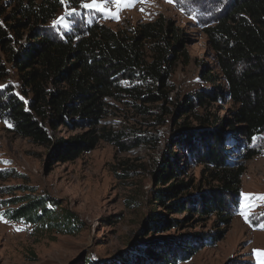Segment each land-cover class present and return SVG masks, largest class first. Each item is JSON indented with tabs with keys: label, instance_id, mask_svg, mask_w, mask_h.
Listing matches in <instances>:
<instances>
[{
	"label": "trees",
	"instance_id": "1",
	"mask_svg": "<svg viewBox=\"0 0 264 264\" xmlns=\"http://www.w3.org/2000/svg\"><path fill=\"white\" fill-rule=\"evenodd\" d=\"M81 1L66 0L70 6ZM63 4L0 0V79L8 63L18 71L24 88V98L0 90V119L7 120L15 134L44 146L49 165L73 161L99 141L121 152L137 146L138 139L99 126L105 100L130 96L141 102L137 108L144 109L145 102L164 101L174 65L189 60L190 35L161 14L132 28L113 30L94 21L58 34L48 24ZM203 32L217 72L202 67L200 76L211 88L177 104L179 117L196 112L195 124L179 122L173 143L196 158L206 180L194 188L180 178L184 167L176 153L168 152L153 173L154 204L161 211L154 214L147 231H177L210 217L214 230L160 235L139 253L121 252L112 261L89 259L81 264H175L225 235L240 197L245 161L264 154V144L255 143L264 133V0H222ZM222 96L235 105L227 117L196 111ZM60 126L81 131L54 138L49 130ZM4 176L0 171V178ZM10 203L15 207L4 209L3 215L29 223L35 234H76L86 227L76 212L45 195L16 197Z\"/></svg>",
	"mask_w": 264,
	"mask_h": 264
},
{
	"label": "rangeland",
	"instance_id": "2",
	"mask_svg": "<svg viewBox=\"0 0 264 264\" xmlns=\"http://www.w3.org/2000/svg\"><path fill=\"white\" fill-rule=\"evenodd\" d=\"M1 1L4 4L11 2ZM81 3L70 6L65 0L49 22V29L64 34L97 21L113 30H121L161 14L190 35L187 46L189 60L178 61L174 65L167 85V99L145 102L142 105L146 111L137 108L141 102L130 96L105 100L106 112L99 126L122 131L127 139H138L139 144L128 151L121 152L111 143L99 141L94 149L73 161L49 165L44 146L15 134L12 126H8L10 123L0 119V171L6 175L0 178V205H4L0 206V215L3 216L0 219V264H81L89 259L112 261L121 252L139 253L147 241L160 235L214 230V217L165 233L147 231V225L154 219V214L161 211V207L154 204L157 186L153 173L168 152L178 155L179 165L184 167L180 178L191 181L194 188L206 177V174L202 175L203 166L180 146L174 145L173 139L179 122L195 124L193 117L196 112L179 117L177 104L187 96L211 88V84L200 76L202 67L209 66L217 72L203 29L217 16L222 0H173L172 3L147 0L122 10L118 20L105 18L103 13L94 9L80 7ZM107 6L114 10L111 3ZM73 8L75 14L68 16L67 11ZM62 16L68 27L54 24ZM145 53L149 54L147 50ZM5 66L6 73L0 79V85L7 87L0 90H10L24 98L18 71L8 63ZM206 106V109L198 107L196 111L222 118L227 117L228 110L235 109L227 96L219 97ZM80 131L60 126L56 131L49 130V133L56 138ZM255 143L264 144V133L255 139ZM242 193L264 194V154L245 161L235 215L223 238L206 244L188 260L175 264H257L254 250H264V229L259 227L264 224V201L256 202L250 221L246 222L239 214ZM25 195H45L60 202L76 212L86 227L76 234L53 231L35 234L29 223L13 221L3 215L4 209L15 207L10 201Z\"/></svg>",
	"mask_w": 264,
	"mask_h": 264
},
{
	"label": "snow or ice",
	"instance_id": "3",
	"mask_svg": "<svg viewBox=\"0 0 264 264\" xmlns=\"http://www.w3.org/2000/svg\"><path fill=\"white\" fill-rule=\"evenodd\" d=\"M62 3H65V0H61ZM137 2H147V0H91V2H83L80 7L86 9H94L98 12L104 14L105 18L119 19V14L125 8L133 7ZM167 2L172 3L173 0H167ZM111 3L114 6V10L109 8L107 5ZM75 9H70L67 11L68 16L75 14ZM143 11V9H141ZM54 24H63L64 27H68V24L65 22V17H60L57 21H54ZM7 87L6 85H0V88ZM7 123V122H6ZM11 127V125H8ZM255 139V138H254ZM5 163H8L5 161ZM243 199L240 204L239 214L245 219L246 222L250 221L251 210L257 206V201H264V194L253 195V194H241ZM264 215V214H262ZM0 219H3V216L0 215ZM261 229H264V224L259 225ZM18 231L22 229H17ZM254 255L257 259V264H264V250H254Z\"/></svg>",
	"mask_w": 264,
	"mask_h": 264
}]
</instances>
